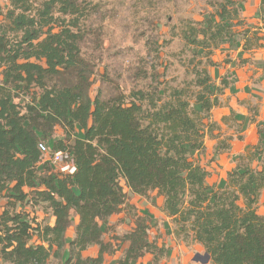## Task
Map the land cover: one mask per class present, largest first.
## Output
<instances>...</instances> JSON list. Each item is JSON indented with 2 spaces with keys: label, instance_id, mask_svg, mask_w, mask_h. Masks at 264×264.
Returning <instances> with one entry per match:
<instances>
[{
  "label": "trees",
  "instance_id": "1",
  "mask_svg": "<svg viewBox=\"0 0 264 264\" xmlns=\"http://www.w3.org/2000/svg\"><path fill=\"white\" fill-rule=\"evenodd\" d=\"M88 10L83 0L0 5V264H48L66 247L64 264H102L109 251L104 227L123 209L135 226L122 236L129 244L118 264L146 254L159 264L168 248L149 239V218L128 203L130 193L148 198L154 191L175 234L201 244L212 264H264V213L257 211L264 194V123L223 188L208 185V171L191 158L204 149V121L222 92L209 72L217 65L213 51L239 35L244 50L264 46V36L246 26L237 0H224L205 24L182 31L206 58L197 59L191 81L170 89L148 85L128 99L120 93L103 98L100 89L91 95L93 68L80 50V20ZM56 127L61 138L54 137ZM75 129H82L81 137ZM230 139L215 150L227 148ZM38 142L51 152L68 150L75 170H53ZM39 204L53 225L21 209ZM73 215L78 221L67 241ZM92 245L97 255L83 256Z\"/></svg>",
  "mask_w": 264,
  "mask_h": 264
},
{
  "label": "crops",
  "instance_id": "2",
  "mask_svg": "<svg viewBox=\"0 0 264 264\" xmlns=\"http://www.w3.org/2000/svg\"><path fill=\"white\" fill-rule=\"evenodd\" d=\"M237 2L240 17L246 26L254 31L257 30L258 35L264 36L261 0H237ZM243 44L242 37L236 36L222 44L212 55L217 65L210 67L209 72L214 86L221 87L222 92L218 95V105L212 108L209 118L204 121L206 124L204 149L191 154V158L208 171L206 183L219 188L225 186L227 173L236 166L239 156L251 151L252 146L258 142V126L264 123V46H254L244 50ZM222 81L225 83L222 84ZM57 136V138L63 136L62 129L61 135ZM74 136L81 137L82 129H75ZM228 138H231L227 140L228 147L218 148L216 151L218 142ZM46 160L49 161L48 156H44L43 161ZM259 162V159L255 160L254 167L258 166ZM130 196L132 200L128 203L134 207L132 212L144 215L151 221L152 216L155 215L148 211L150 205L147 198L132 193L129 194ZM160 199L158 204L162 206L163 197L160 196ZM263 201L264 194L259 201L260 214L264 213ZM26 211L35 216L38 223L50 225L54 223V217L49 211H37L36 206L32 211ZM158 212L164 220L163 226L153 228L154 224H151L148 235L150 240H156L159 245H165L168 248L159 264H202L194 259L196 255L200 257L205 255L203 246L197 242L183 241L175 234L176 227L172 218L167 217L161 209H158ZM77 221L78 217L73 215L72 225L66 231L67 241L72 239ZM134 226V218L127 209L108 218L101 239L108 246L109 251L104 252L102 264H108L113 259L115 264H118L129 244L127 240L122 239V236L129 233ZM98 248L97 245L90 246L83 252V256L95 257ZM67 254L66 247L61 259H51L48 264H64ZM151 259L152 255L146 254L138 260L131 261L130 264H152ZM206 264L212 263L208 260Z\"/></svg>",
  "mask_w": 264,
  "mask_h": 264
},
{
  "label": "rangeland",
  "instance_id": "3",
  "mask_svg": "<svg viewBox=\"0 0 264 264\" xmlns=\"http://www.w3.org/2000/svg\"><path fill=\"white\" fill-rule=\"evenodd\" d=\"M89 10L80 20L82 56L91 64V95L101 90L103 98L147 89L148 85L170 89L184 86L194 78L192 69L197 59L205 62L203 50L189 44L182 35L184 28L194 27L223 4L224 0H83ZM6 10L9 0H0ZM220 48V47H219ZM218 48V49H219ZM217 50V49H216ZM197 54L199 55L197 57ZM214 54V51L212 55ZM54 137L61 135L55 129ZM49 147V144L46 143ZM191 154H195L194 151ZM254 165V163H253ZM52 169L60 167L51 164ZM124 191L127 187L121 181ZM128 201L132 200L128 196ZM153 228L163 226L160 196L151 192L146 199ZM4 200L0 198V207ZM152 205V206H151ZM260 208V207H259ZM22 210L32 211L31 205ZM37 211H46L42 205ZM125 210V209H124ZM257 211H260L259 209ZM120 224V223H118ZM199 263L204 255H196ZM114 260V259H113ZM111 260L114 264L115 262ZM109 261L108 264H112ZM193 264V263H191Z\"/></svg>",
  "mask_w": 264,
  "mask_h": 264
},
{
  "label": "built area",
  "instance_id": "4",
  "mask_svg": "<svg viewBox=\"0 0 264 264\" xmlns=\"http://www.w3.org/2000/svg\"><path fill=\"white\" fill-rule=\"evenodd\" d=\"M38 149L42 156H48L49 162L59 166L61 172L72 173L75 170L72 155L68 150L50 151L44 142H38Z\"/></svg>",
  "mask_w": 264,
  "mask_h": 264
},
{
  "label": "water",
  "instance_id": "5",
  "mask_svg": "<svg viewBox=\"0 0 264 264\" xmlns=\"http://www.w3.org/2000/svg\"><path fill=\"white\" fill-rule=\"evenodd\" d=\"M205 259L201 262L202 264H206L207 261L209 260V255L205 254Z\"/></svg>",
  "mask_w": 264,
  "mask_h": 264
}]
</instances>
